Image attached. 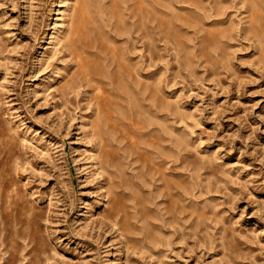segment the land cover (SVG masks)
Returning <instances> with one entry per match:
<instances>
[{
	"label": "rangeland",
	"instance_id": "obj_1",
	"mask_svg": "<svg viewBox=\"0 0 264 264\" xmlns=\"http://www.w3.org/2000/svg\"><path fill=\"white\" fill-rule=\"evenodd\" d=\"M0 264H264V0H0Z\"/></svg>",
	"mask_w": 264,
	"mask_h": 264
}]
</instances>
